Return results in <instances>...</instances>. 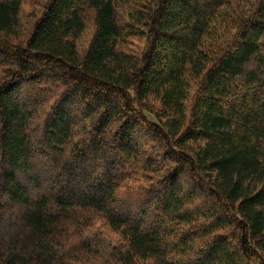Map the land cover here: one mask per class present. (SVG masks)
I'll return each mask as SVG.
<instances>
[{
    "label": "trees",
    "instance_id": "16d2710c",
    "mask_svg": "<svg viewBox=\"0 0 264 264\" xmlns=\"http://www.w3.org/2000/svg\"><path fill=\"white\" fill-rule=\"evenodd\" d=\"M0 264H264V0H0Z\"/></svg>",
    "mask_w": 264,
    "mask_h": 264
}]
</instances>
